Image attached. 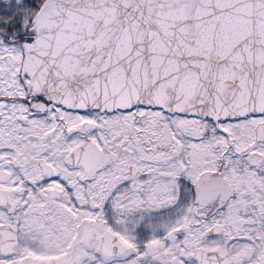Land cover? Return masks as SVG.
<instances>
[{"label": "snow or ice", "instance_id": "1", "mask_svg": "<svg viewBox=\"0 0 264 264\" xmlns=\"http://www.w3.org/2000/svg\"><path fill=\"white\" fill-rule=\"evenodd\" d=\"M0 264H264V0H0Z\"/></svg>", "mask_w": 264, "mask_h": 264}]
</instances>
